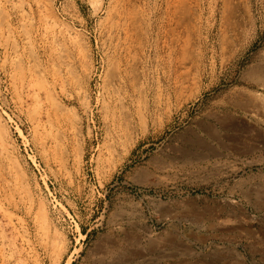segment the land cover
Wrapping results in <instances>:
<instances>
[{
  "label": "rangeland",
  "instance_id": "rangeland-1",
  "mask_svg": "<svg viewBox=\"0 0 264 264\" xmlns=\"http://www.w3.org/2000/svg\"><path fill=\"white\" fill-rule=\"evenodd\" d=\"M0 264H264V0H0Z\"/></svg>",
  "mask_w": 264,
  "mask_h": 264
},
{
  "label": "bare ground",
  "instance_id": "bare-ground-1",
  "mask_svg": "<svg viewBox=\"0 0 264 264\" xmlns=\"http://www.w3.org/2000/svg\"><path fill=\"white\" fill-rule=\"evenodd\" d=\"M257 70H258V69H257ZM250 74H251V73H250ZM197 147H198V146H197ZM206 147H207V146H206ZM202 151H203V150H202ZM238 153H239V152H238ZM211 156H212V155H211ZM196 159H197V158H196ZM203 159H204V158H203ZM203 159H202V160H203ZM249 194H250V193H249ZM198 218H199V217H198ZM137 235H138V234H137ZM170 239H171V238H170ZM168 241H169V240H168ZM187 252H188V251H187ZM188 253H189V252H188Z\"/></svg>",
  "mask_w": 264,
  "mask_h": 264
}]
</instances>
